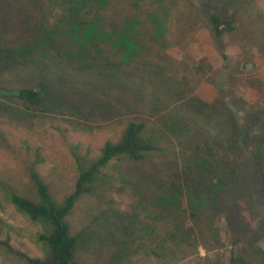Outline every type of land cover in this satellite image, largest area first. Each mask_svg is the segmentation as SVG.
<instances>
[{
    "label": "rangeland",
    "instance_id": "rangeland-1",
    "mask_svg": "<svg viewBox=\"0 0 264 264\" xmlns=\"http://www.w3.org/2000/svg\"><path fill=\"white\" fill-rule=\"evenodd\" d=\"M214 15L234 18L238 31L217 40ZM21 46L30 60L9 65L5 55ZM0 88L44 93L35 111L0 96V226L15 248L41 258V226L4 189L36 197L34 172L62 202L79 161L96 160L137 122L162 153L113 162L78 201L68 218L78 261L228 264L222 233L247 232V264H264V204L252 214L235 184L209 181L195 196L183 188L181 199L165 184H184L201 142L204 154L226 155L232 117L244 125L247 111L263 110L264 0H84L67 13L56 0H0ZM258 172L264 186V165ZM0 264L22 263L0 250Z\"/></svg>",
    "mask_w": 264,
    "mask_h": 264
},
{
    "label": "trees",
    "instance_id": "trees-1",
    "mask_svg": "<svg viewBox=\"0 0 264 264\" xmlns=\"http://www.w3.org/2000/svg\"><path fill=\"white\" fill-rule=\"evenodd\" d=\"M84 0H56L57 6L64 13L77 10ZM212 31L217 40L238 31V23L219 15L211 17ZM224 64L227 56L221 51ZM31 58V51L27 46L9 50L4 60L9 64L24 66ZM224 85L219 86L220 92ZM0 96L15 99L27 111L41 108L44 93L38 88H21L8 90L0 88ZM261 112H246L247 122L241 125L232 117L229 121L230 135L227 137L223 149L225 154L210 152L204 154L205 143L201 142L197 158L187 167L184 184L178 186L174 180H167L165 184L168 192L176 193L180 199L184 196L183 188H190L189 195L197 194L205 183L211 181L216 185H237L246 194L244 205H248L252 214L264 204V186H261L259 168L264 160V105ZM1 139V137H0ZM162 153L153 137L147 134L144 123L131 122L127 125L119 141L107 142L101 150V155L91 163L79 161V176L76 185L62 202H57L49 187L32 172L36 197H23L10 190L4 189L7 201L15 210L25 216L30 222L39 224L41 231L35 236V243L42 250L41 258L30 257L27 253L12 245V238L5 235L0 226V250L22 264H84L78 261V237L74 236L68 218L72 215L78 201L94 193L95 181L113 162L139 164L147 160L149 155ZM194 168V169H191ZM180 180L178 175H174ZM198 182L197 187L193 185ZM176 188V189H175ZM211 187L208 190L214 189ZM174 189V190H171ZM248 191V192H247ZM248 193V194H247ZM259 193L262 194L260 197ZM203 196L205 192H202ZM195 196V195H194ZM262 198V199H261ZM160 200V201H158ZM158 204L167 206V199H158ZM264 208V207H263ZM255 211V213L253 212ZM194 217V216H193ZM258 222L261 221L259 218ZM229 232L221 235L222 245L230 246L226 254L228 264H247L244 248L247 247V232L241 239L232 240Z\"/></svg>",
    "mask_w": 264,
    "mask_h": 264
}]
</instances>
